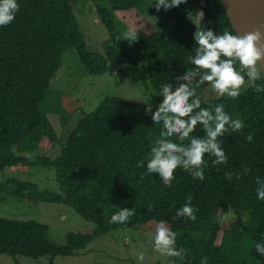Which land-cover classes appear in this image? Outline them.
I'll use <instances>...</instances> for the list:
<instances>
[{
	"label": "trees",
	"instance_id": "obj_1",
	"mask_svg": "<svg viewBox=\"0 0 264 264\" xmlns=\"http://www.w3.org/2000/svg\"><path fill=\"white\" fill-rule=\"evenodd\" d=\"M93 1L108 34L104 54L87 49L70 0H17L15 19L0 26V171L27 163V156L14 154L13 148L28 152L45 137L52 143L58 141L41 103L64 51L75 47L79 62L92 75L104 73L108 63L138 68L137 56L116 28L114 13L138 8L146 0H102L107 6ZM199 10L204 12V19L197 24L195 14ZM158 21V31L139 32L138 39L150 87L156 94L165 83L175 87L181 82L176 77L193 67L188 58L194 55L197 27L218 35L224 31L235 35L221 0H187L161 12ZM236 67L239 70V65ZM245 80L236 99L216 98L207 83L196 89L201 108L223 104L224 111L232 119H240L244 127L220 138L226 163L214 165L215 158L205 154L203 180L178 167L170 186L156 174L144 175L162 125L152 124L151 113L145 114V107L135 102L104 98L78 119L61 144L60 154L47 161L55 169L59 191L38 190L34 183L21 181L12 190L18 197L72 206L94 222V230L69 232L65 243L58 244L49 238L46 224L0 218V253L34 258L69 255L97 235L164 221L176 233V249L184 250L182 258L170 257L172 264H201L204 258L207 264H264V255L256 251V244L264 245V201L257 199L256 193L257 180L264 182V92H257L248 85L247 77ZM255 83L264 86L263 69ZM57 115L63 124L71 118L63 108ZM249 135L251 142L246 139ZM190 136L203 137L202 127L197 125ZM172 139L184 145L190 142ZM138 161L145 167H137ZM226 172L233 173L231 180ZM235 173H241L239 179ZM189 196L196 209L194 221L176 217ZM122 208L135 209V215L124 224L109 223ZM228 211L234 212L235 219L219 236L220 215ZM196 238L204 243L199 244Z\"/></svg>",
	"mask_w": 264,
	"mask_h": 264
},
{
	"label": "rangeland",
	"instance_id": "obj_2",
	"mask_svg": "<svg viewBox=\"0 0 264 264\" xmlns=\"http://www.w3.org/2000/svg\"><path fill=\"white\" fill-rule=\"evenodd\" d=\"M107 6V1L99 0ZM73 12L79 22L88 50L104 54L108 43V34L99 20L96 4L93 0H70ZM153 0L144 1L140 7L132 10L116 11V28L120 33L129 29L141 32L158 31V17ZM130 44V43H129ZM130 48L137 56L138 68L130 65L114 66L108 63L107 70L100 74H89L79 62L75 47L62 54L61 66L52 78L49 89L41 103L50 121L58 141L44 139L35 150L13 148L17 155L25 154L27 163L16 164L0 171V218L17 220H35L48 226L49 238L63 244L69 232H92L94 222L82 217L72 206L62 203L46 202L33 197H18L12 191L15 184L34 183L38 190L58 192L55 169L47 161L60 154L61 144L67 139L82 115L94 110L106 97L124 98L145 107L144 102L151 98L153 111L162 97L157 96L150 87L146 62L141 58L139 40L131 43ZM129 68V69H128ZM56 94L59 95L58 102ZM70 119L63 124L57 115L62 108ZM76 108L75 110H73ZM73 111V112H72ZM72 112V113H71ZM27 152V153H26ZM9 182L7 185L6 183ZM235 214L228 211L220 215L219 236L230 227ZM159 223V222H158ZM149 221L140 228L122 227L106 234L95 236L87 245L69 255H42L37 258L25 255L0 253V264H172L171 258L154 249L156 225ZM167 225V223L165 222ZM168 226V225H167ZM169 227V226H168ZM199 244L203 240L196 238ZM143 255L141 261L139 257Z\"/></svg>",
	"mask_w": 264,
	"mask_h": 264
},
{
	"label": "clouds",
	"instance_id": "obj_3",
	"mask_svg": "<svg viewBox=\"0 0 264 264\" xmlns=\"http://www.w3.org/2000/svg\"><path fill=\"white\" fill-rule=\"evenodd\" d=\"M184 3H187V0H153L152 4L159 12L161 9L168 11L177 8ZM18 10L17 0H0V26L9 25L15 19ZM195 19L197 24L203 21L204 12L197 11ZM139 32L141 31L129 29L123 33L122 40L130 44L137 42ZM117 39L121 40V37ZM193 39L196 45L194 55L188 58L193 67L187 69L184 75L176 77V81L181 82L175 87L172 83L161 86L157 96L162 97V100L157 104L155 111L152 110L151 98L144 102L145 114L151 113L152 124L162 125L163 129L160 138L155 140L151 148L144 175H158L165 186L171 185L174 171L178 167L190 173L194 179L203 180V169L206 166L205 154L215 158L212 161L214 165L226 163L227 156L221 147L220 138L225 133L239 132L244 127L240 119H232L224 111L223 104L201 108V101L196 92L200 85L207 83L210 86V94L216 98L227 96L236 99L240 96L241 89L246 84L245 77H247L248 85L255 88L257 92H264V86L255 83L261 78V69L264 71V48L257 47L261 41H264V31L257 29L244 34L236 32L235 35L224 31L223 34L218 35L211 29L204 30L197 27V31L193 33ZM197 125L202 127L203 137L190 136ZM173 137L181 142L186 139L190 142L187 145L176 143L173 142ZM44 139L46 137L39 144ZM246 139L251 142L252 136L249 135ZM137 167L142 168L145 165L138 161ZM247 171L248 169L245 168L244 173L246 174ZM235 175L239 179L241 173H235ZM225 176L231 180L233 173L226 172ZM257 184L259 185L256 189L257 199L264 201V182L258 179ZM191 199L189 196L187 203L177 210V218L185 217L191 221L196 219V209L191 206ZM133 215H135V209L122 208L111 216L109 223L124 224ZM175 242L176 233L164 221H160L155 229L154 249L167 257L182 258L184 250H177ZM256 251L264 255V245L256 244ZM139 259L142 261L143 255ZM201 264H207V258L202 259Z\"/></svg>",
	"mask_w": 264,
	"mask_h": 264
},
{
	"label": "water",
	"instance_id": "obj_4",
	"mask_svg": "<svg viewBox=\"0 0 264 264\" xmlns=\"http://www.w3.org/2000/svg\"><path fill=\"white\" fill-rule=\"evenodd\" d=\"M225 13L229 19L233 31L240 34L261 30L258 0H221ZM257 47L264 48V41Z\"/></svg>",
	"mask_w": 264,
	"mask_h": 264
},
{
	"label": "bare ground",
	"instance_id": "obj_5",
	"mask_svg": "<svg viewBox=\"0 0 264 264\" xmlns=\"http://www.w3.org/2000/svg\"><path fill=\"white\" fill-rule=\"evenodd\" d=\"M258 6H259L260 21L262 22V26H264V0H258Z\"/></svg>",
	"mask_w": 264,
	"mask_h": 264
}]
</instances>
